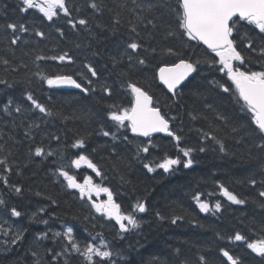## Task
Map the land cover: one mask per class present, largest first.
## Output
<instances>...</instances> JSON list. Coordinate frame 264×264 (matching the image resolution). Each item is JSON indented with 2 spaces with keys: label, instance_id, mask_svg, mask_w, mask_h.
I'll list each match as a JSON object with an SVG mask.
<instances>
[{
  "label": "trees",
  "instance_id": "trees-1",
  "mask_svg": "<svg viewBox=\"0 0 264 264\" xmlns=\"http://www.w3.org/2000/svg\"><path fill=\"white\" fill-rule=\"evenodd\" d=\"M19 3L0 0V160L6 162L0 164V213L9 218L12 208L21 212L14 218L23 238L0 247V264H87L64 237L68 227L81 250L103 239L115 264H229L221 249L239 264H264L246 243L264 238V150L257 147L264 141L221 65L211 62L218 57L180 35L174 11L178 0H66L69 16L61 12L51 21L35 9L20 12ZM92 3L98 8H91ZM69 19H85L87 25L76 23L73 28ZM9 23L23 24L27 31L17 27L13 32ZM237 27L232 38L245 64L234 63L242 71L264 70V34L253 26ZM170 31L174 35L169 36ZM246 35L254 39V51L245 46ZM132 41L140 45L135 53L127 48ZM169 48L176 54H169ZM65 53L71 61L51 59ZM181 59L195 64L196 71L171 95L159 84L157 72ZM57 75L72 76L88 91L51 88L43 78ZM130 83L153 97L179 142L168 135L137 137L128 121L120 126L109 119L111 111L132 107ZM221 84L230 91L223 92ZM29 94L46 113L33 107ZM10 98L8 114L3 106ZM104 131L115 137L104 136ZM77 141L82 147H73ZM36 147L44 154L35 156ZM183 148L193 150L189 157L180 151ZM80 155L101 175L84 163L73 167L72 160ZM165 157L182 162L165 172L157 167ZM187 159L193 163L185 168ZM146 163L155 170L148 172ZM60 169L78 183L87 176L108 188L123 214L143 202L146 211L134 213L138 227L121 233L115 220L96 212L90 200L67 187ZM221 186L244 203L229 201ZM197 195L203 202L219 203L220 210L203 213ZM237 233L245 241H235ZM55 253L61 255L53 260Z\"/></svg>",
  "mask_w": 264,
  "mask_h": 264
},
{
  "label": "snow or ice",
  "instance_id": "snow-or-ice-1",
  "mask_svg": "<svg viewBox=\"0 0 264 264\" xmlns=\"http://www.w3.org/2000/svg\"><path fill=\"white\" fill-rule=\"evenodd\" d=\"M135 3V0H133ZM20 12H28L31 9H35L37 12L42 14L44 18L51 21L53 17L58 16L61 12L64 16H69V9L66 0H20L18 5ZM91 8L97 9L98 5L92 3ZM177 15V22L179 29H182L180 33L181 36H186L188 40L198 41L203 43L207 49L218 57V61H211L212 63L218 62L221 67L220 71L227 75L228 80L231 81L232 85L235 87V92L238 94L239 100L243 101V107L251 114V123L255 125V131L258 132L262 141H264V70L261 71H250L241 70L240 67L236 66L234 62L238 61L240 65L245 64V58L240 51L237 50L236 42L232 38L234 30L239 32L238 25L253 26L254 29L258 30L259 34H264V0H178V7L175 9ZM68 23L72 25L73 28L76 27V23L80 26L87 25L85 19H80L76 23H73L71 19ZM149 24L152 23L151 20L148 21ZM17 27L21 32L27 31V28L23 25H17L15 23H9L7 28L15 32ZM135 28L132 29L135 32ZM59 31V29H57ZM37 36L43 37L44 33L37 31ZM63 35V33H61ZM169 36L174 35L173 32L168 33ZM264 38V37H262ZM19 37L14 38L11 43L16 44ZM242 39H247L248 43L245 45L254 48V39L248 37H242ZM127 48L133 53L137 52L140 45L132 41L127 44ZM153 51H155L153 49ZM169 54L175 55L171 48L168 50ZM264 53V48L261 49ZM131 61L133 57L128 56ZM37 59H44V57H37ZM51 59H59L64 61L68 59L71 61V57L67 53L60 55L59 57H51ZM141 65L145 63L143 59L138 61ZM7 63V61H5ZM199 63V61H197ZM88 67L89 72L92 76H96L97 72L90 66ZM196 71V66L184 59H181L179 63L174 64L171 67H161L158 71V76L160 81L167 87L169 92L175 94L178 85L185 80L189 74ZM41 76L43 74H40ZM45 82L49 86L68 84L75 88L81 89V91L87 92V88H82L80 83L70 75H57L52 77H43ZM3 83V81H0ZM128 87L133 93V103L130 109H121L117 111H111L109 113V119L116 122L117 125H124L125 121H128V127L131 128L133 133H138L144 137L150 136L153 132H165L168 136L172 137L175 141L179 142L180 137L174 134L169 129V120L161 113L159 108L152 107V97L140 87L135 84H129ZM223 92L227 93L230 91L229 87H225L223 84L220 85ZM107 90V89H106ZM27 99L32 101L33 107L39 109L41 113H46L47 110L44 106L37 103L33 97L29 94ZM13 100L10 98L7 103L3 106V111L10 114L11 105ZM15 111L19 113L21 111L20 107L17 106ZM104 136L112 135L115 137V133H110L108 131L103 132ZM213 139H215L213 137ZM73 147H82V142L77 141ZM257 147L264 150V143L257 145ZM144 152H148L149 149L144 147L142 149ZM185 157H189L193 151L191 148L180 149ZM201 152L204 151L203 148L200 149ZM220 151H225L223 144H220ZM44 154L42 147H36L34 155L39 157ZM47 155H52L51 152ZM182 161L180 159H171L165 157L157 167L163 169L165 172L174 170L173 166L180 164ZM4 160H0V164H5ZM72 166L79 168L82 163L86 164L88 168H91L96 174L101 175L97 166L88 159L87 156L80 155L77 159L72 160ZM193 160L187 159L183 162V166L188 168L192 165ZM144 168L148 172H153L155 169L149 164H144ZM59 175L63 176L67 181V187L69 189H77L80 192L81 198L85 194H91L92 190L95 189L97 193L104 192L108 196V200L103 203H93L92 207L96 212L101 213L106 218L110 220H115L116 224L119 226L120 232L124 233L131 228L138 227V221L134 215L135 212L143 213L146 211V206L143 202H137L133 205V211L129 214H123L120 210V205L116 204L112 198V192L108 188H102L99 185H93L91 177H85L84 183H77L76 178L68 174V172L62 169L58 170ZM7 183V181H5ZM255 183V181H252ZM16 192H20V188L15 189ZM220 191L224 197L235 204H243L244 200L238 199L236 195L230 192L227 188L221 186ZM261 196H264V191L260 192ZM197 201L198 207L202 212L209 211V206L206 202L200 200L199 195L194 197ZM4 201L0 200V204ZM221 205L217 203L215 205L216 211L220 210ZM40 211H43L41 209ZM12 217H20L21 212L16 208L11 209ZM125 221L127 223H125ZM7 223V222H5ZM45 223H47L45 221ZM172 223H176V219L172 220ZM130 226V227H129ZM73 229L68 227L63 233L64 237L68 240L71 245V250L73 252L79 253L87 264H115L113 261L114 253L110 250L109 245L103 240H100V246H96L94 243H88L83 250L80 249L79 245L73 240ZM5 236L9 235V231H4ZM56 236L61 235V233H55ZM23 238V233L20 232L16 234L11 239V244L15 245L18 241ZM38 236L37 239H41ZM235 241H245V237L240 233L234 236ZM247 248L251 249L253 253L264 258V238L259 240H253L251 242H246ZM51 251V250H49ZM65 252L68 251L67 248L64 249ZM224 257L227 258L229 264H239L237 258L229 254L228 251L221 249ZM35 256L36 253L34 252ZM61 253H55L52 259L55 260L56 257L60 256ZM96 257L98 259L94 260ZM65 264H68L66 261Z\"/></svg>",
  "mask_w": 264,
  "mask_h": 264
},
{
  "label": "rangeland",
  "instance_id": "rangeland-1",
  "mask_svg": "<svg viewBox=\"0 0 264 264\" xmlns=\"http://www.w3.org/2000/svg\"><path fill=\"white\" fill-rule=\"evenodd\" d=\"M78 180V179H77ZM92 180V179H91ZM80 184H83L84 183V179L82 181L79 182ZM67 184V183H66ZM92 184L93 185H98L97 182H94L92 180ZM104 192H99L97 193V191L95 189L92 190L91 194H85L84 195V198L86 197L88 200H90V202L93 204V203H103V202H106L108 200V196L107 194H103ZM102 196H104V198H101ZM208 206H209V211L207 212H210L213 210V208L215 209V205L216 204H210V203H207ZM204 213V212H203ZM7 222V223H5ZM5 230H8L9 231V235L8 236H5L4 234V231ZM21 232V229L16 221V219L13 217H9L3 213H0V247L2 246L3 248H6V247H10L12 246L13 244H11V239L18 233ZM94 244L96 246H100V241L97 240L96 242H94ZM109 245V244H108ZM110 247V245H109ZM110 250H111V247H110Z\"/></svg>",
  "mask_w": 264,
  "mask_h": 264
},
{
  "label": "water",
  "instance_id": "water-1",
  "mask_svg": "<svg viewBox=\"0 0 264 264\" xmlns=\"http://www.w3.org/2000/svg\"><path fill=\"white\" fill-rule=\"evenodd\" d=\"M198 42V41H197ZM198 43H200V44H202L205 48H207L203 43H201V42H198ZM188 62H190V61H188ZM177 63H179V61L178 62H176L175 64H177ZM191 63V62H190ZM174 64H171V65H164V66H162V67H171V66H173ZM161 68V67H160ZM159 71V70H158ZM193 74H194V72L193 73H191V74H189V76L188 77H186L185 78V80L184 81H182L181 82V84L180 85H178V87H177V89H176V91H175V94H176V92L193 76ZM157 78H158V82H159V84L160 85H162L167 91H168V89H167V87L160 81V79H159V76H158V72H157ZM74 79V78H73ZM75 80V79H74ZM78 83V82H77ZM50 87H52V88H55V89H70V90H77L78 88H75L74 86H72V85H68V84H59V85H53V86H50ZM143 91H145V90H143ZM146 92V91H145ZM169 92V91H168ZM171 95H175V94H173L172 92H169ZM149 94V93H148ZM150 95V94H149ZM151 96V95H150ZM152 97V96H151ZM134 99V98H133ZM152 107H154L153 106V103H154V100H153V97H152ZM161 111V110H160ZM169 129H170V123H169ZM137 137H142V138H148V137H150V136H153V135H167V133H165V132H153V133H151L150 134V136H148V137H144V136H142V135H139L138 133H134ZM175 166V165H174Z\"/></svg>",
  "mask_w": 264,
  "mask_h": 264
},
{
  "label": "bare ground",
  "instance_id": "bare-ground-1",
  "mask_svg": "<svg viewBox=\"0 0 264 264\" xmlns=\"http://www.w3.org/2000/svg\"><path fill=\"white\" fill-rule=\"evenodd\" d=\"M96 33V32H95ZM74 167V166H73ZM219 235V234H218ZM222 238V237H221Z\"/></svg>",
  "mask_w": 264,
  "mask_h": 264
}]
</instances>
